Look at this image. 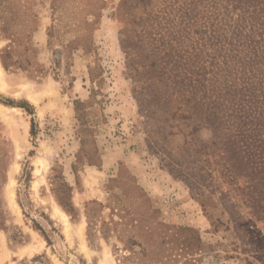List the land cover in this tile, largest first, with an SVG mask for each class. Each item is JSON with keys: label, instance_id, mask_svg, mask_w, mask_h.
I'll return each instance as SVG.
<instances>
[{"label": "rangeland", "instance_id": "obj_1", "mask_svg": "<svg viewBox=\"0 0 264 264\" xmlns=\"http://www.w3.org/2000/svg\"><path fill=\"white\" fill-rule=\"evenodd\" d=\"M257 1L0 0V264H264Z\"/></svg>", "mask_w": 264, "mask_h": 264}, {"label": "trees", "instance_id": "obj_2", "mask_svg": "<svg viewBox=\"0 0 264 264\" xmlns=\"http://www.w3.org/2000/svg\"><path fill=\"white\" fill-rule=\"evenodd\" d=\"M4 1V3L5 2H8V0H3ZM9 5H10V3H8ZM256 4L259 6L258 8L262 11V10H264V1H261V0H258L257 2H256ZM30 8L28 7V10H29ZM15 15H18V12L17 11H15V10H13V9H6L0 16L3 18V21H2V26H1V28L3 29L2 31H8V30H10V24L11 23H13V24H17L16 23V19H15V17L14 16ZM11 21H14V22H11ZM32 30H35V28L34 29H32ZM7 36H10V37H13V38H11V42H16V40L18 41V40H20L19 39V37L18 36H16V34H6ZM29 36V35H28ZM9 58H11V53H10V51L9 50H6V49H4L3 50V55H1V60H2V62H3V65H4V67L6 68V69H9L11 66H15V67H18V66H16V65H18L17 63V61H15V62H10L9 61ZM186 88H189V86H185ZM173 89L175 90V91H177L180 95H184V94H189V95H195V92H193V91H191V92H189L187 89H184V85H177V86H175V87H173ZM174 95V93H172V94H168V97L169 98H171L172 96ZM218 97V96H217ZM219 98V97H218ZM197 98H194V97H191L190 98V101L191 100H193V101H195L196 103V105H198V106H200V105H204V104H206V102H205V100L203 101V102H201V101H198V100H196ZM9 102H7L8 104H12L13 102L12 101H10V100H8ZM223 102H219V104H222ZM232 104H234V103H232ZM23 106V105H22ZM230 106H227V105H225V106H222V108L220 109L221 111H223V113L222 114H224L223 115V117H218V116H216L215 115V113L213 114L214 116H213V119L214 120H212L213 122H212V125L213 126H215V128L216 129H222V130H226L227 131V129L229 128V127H232V128H234V125H237V126H239V128L242 126V125H246L247 126V124H246V122L243 120V119H246V117H240V116H237V109L235 108V107H233V109H230L229 108ZM242 112V111H241ZM225 117V118H224ZM229 117V118H228ZM223 120V121H222ZM229 121H230V124H229ZM228 123V124H227ZM231 136V135H230ZM61 204L68 210V211H70V212H72L71 210H73V205L70 203V204H65V201H62L61 200ZM37 225V227H38V229H40L41 230V233L45 236V238H46V240H47V242H48V244L49 245H51L52 244V241H51V239H50V237L45 233V231L41 228V227H39L38 226V224H36ZM0 229H7V226H6V223H5V218H4V212H3V210H2V208H1V205H0ZM45 255H38V256H35L34 258H33V261H37V260H40V259H42L43 257H44ZM28 263V260H22L21 262H20V264H27Z\"/></svg>", "mask_w": 264, "mask_h": 264}, {"label": "bare ground", "instance_id": "obj_3", "mask_svg": "<svg viewBox=\"0 0 264 264\" xmlns=\"http://www.w3.org/2000/svg\"><path fill=\"white\" fill-rule=\"evenodd\" d=\"M0 72H1V67H0Z\"/></svg>", "mask_w": 264, "mask_h": 264}]
</instances>
